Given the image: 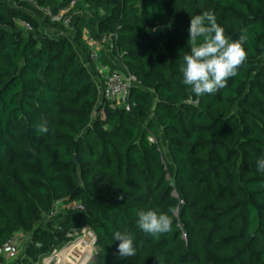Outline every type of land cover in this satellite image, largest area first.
Masks as SVG:
<instances>
[{
  "label": "trees",
  "instance_id": "16d2710c",
  "mask_svg": "<svg viewBox=\"0 0 264 264\" xmlns=\"http://www.w3.org/2000/svg\"><path fill=\"white\" fill-rule=\"evenodd\" d=\"M69 1L0 0V245L30 235L7 264H35L84 227L91 264H264V0H77L69 13L91 17L71 27L39 10ZM205 11L231 40L249 39L227 87L198 97L180 69L190 18ZM87 35L110 38L101 65L136 77L128 110L99 96L79 54L93 63ZM57 201L65 207L49 216ZM148 210L168 214L171 231L141 230ZM117 231L134 256H118Z\"/></svg>",
  "mask_w": 264,
  "mask_h": 264
},
{
  "label": "clouds",
  "instance_id": "9594fccd",
  "mask_svg": "<svg viewBox=\"0 0 264 264\" xmlns=\"http://www.w3.org/2000/svg\"><path fill=\"white\" fill-rule=\"evenodd\" d=\"M188 32L190 53L183 56L184 63L180 69L183 83L190 86L198 97L225 89L229 78L236 76L238 69L247 60L244 48L249 39L247 31L242 32L239 39L231 40L217 23L215 14L205 11L190 18ZM37 129L39 134L48 132L46 122L38 125ZM257 167L264 172V159L257 161ZM137 224L145 233L159 236L171 231L172 218L154 210L140 211ZM114 240L119 241L117 254L120 258L136 254L133 239L127 232H115Z\"/></svg>",
  "mask_w": 264,
  "mask_h": 264
},
{
  "label": "built area",
  "instance_id": "2783aa9c",
  "mask_svg": "<svg viewBox=\"0 0 264 264\" xmlns=\"http://www.w3.org/2000/svg\"><path fill=\"white\" fill-rule=\"evenodd\" d=\"M76 2L77 0H70L66 7L61 8L56 12H53L49 7H39V10L44 15H46V17L51 22L61 23L65 27H71L72 18L69 12L74 7ZM19 24L25 30H31L32 28L30 23L25 20H21ZM109 42L110 38L108 36H102L100 40L95 39L91 35L86 36V43L88 46V57L93 63L101 65L98 61L99 52L103 48V46L105 44H109ZM136 82V77L130 72H128L122 65L114 70L109 69L108 72L105 74L104 80L102 82V99L109 102L111 106H123L126 110H128V97L130 88L132 85L136 84ZM149 140L155 141V137L150 134ZM67 207L75 210L83 209V206L79 202L69 204ZM61 208H64L63 202H55L51 212L48 215L53 216ZM22 234L23 233L21 232L16 233L10 238H8L2 245H0V261L1 259L13 260L18 257L20 238Z\"/></svg>",
  "mask_w": 264,
  "mask_h": 264
},
{
  "label": "rangeland",
  "instance_id": "374dc122",
  "mask_svg": "<svg viewBox=\"0 0 264 264\" xmlns=\"http://www.w3.org/2000/svg\"><path fill=\"white\" fill-rule=\"evenodd\" d=\"M11 3L12 2L10 1V4ZM104 46L107 52L110 54V51H108V49L110 48V44H105ZM90 64L95 65L93 69L91 68V65L88 68L90 69L92 76H94L93 78L99 83V86H101L104 80V76L108 72V69L105 68V71L99 74L97 69H95V67L98 64L96 63H90ZM93 239H94V234L92 233V231L88 227H84L81 231L73 232L70 236V239L67 242H65L59 248H55L50 254L41 257L35 264H52L57 260V254L61 253L62 251L64 254L66 253L65 251L67 252L70 251L69 253L65 254L64 262H62V264H73L75 262L81 263L80 259H85L84 256L87 254L86 245H89V247L91 248V257L90 259L89 257L85 259V264H91V262L95 257V252H96V246L93 242L94 241ZM29 240H30L29 233L23 232L19 244V254H18L19 257L22 256L23 251ZM51 259H54L52 263H51ZM46 260H50V262L49 261L47 262ZM4 261L7 262L8 260H4Z\"/></svg>",
  "mask_w": 264,
  "mask_h": 264
},
{
  "label": "crops",
  "instance_id": "0c3cea01",
  "mask_svg": "<svg viewBox=\"0 0 264 264\" xmlns=\"http://www.w3.org/2000/svg\"><path fill=\"white\" fill-rule=\"evenodd\" d=\"M8 1H9V2L11 1V2H12V0H8ZM79 14H84V15H86L87 18H90V17H91L89 13H83L82 11H79V10H77V11L71 13L70 15H71V18L73 19V17H76V16L79 15ZM40 23H41V25H40L41 30H42L43 32H45L46 34L50 35L51 37H58V36L61 34V32H60L57 28L52 27V26L46 24L42 19H40ZM69 35H70V34H69ZM105 50H106V49H105ZM108 51H110V48L108 49ZM106 52H107V50H106ZM107 53H108V52H107ZM79 54H80V56H81V59H82L83 63H84L87 67H89L90 64H89V62H88L87 57H86L85 55H83L80 51H79ZM114 63H115L116 65H118L117 68L120 67V64H119L118 61L115 60ZM105 68H107V67H106V66H103V65H97V66L95 67V69H97V71H98L99 74L102 73L103 71H105ZM107 69H108V68H107ZM108 70H109V69H108ZM95 71H96V70H95ZM93 77H94V76H93ZM93 79H94V78H93ZM94 81L96 82L97 89H98V91H99V96H101V95H102V94H101V92H102V84H101V86H99V83H98L95 79H94ZM101 97H102V96H101ZM0 264H7V262L4 261L3 259H1Z\"/></svg>",
  "mask_w": 264,
  "mask_h": 264
},
{
  "label": "bare ground",
  "instance_id": "6f19581e",
  "mask_svg": "<svg viewBox=\"0 0 264 264\" xmlns=\"http://www.w3.org/2000/svg\"><path fill=\"white\" fill-rule=\"evenodd\" d=\"M92 244V243H91ZM86 248H87V254L84 256V258L85 259H87L88 257H89V259H90V257H91V248L89 247V245H86ZM66 253L65 254H67V253H69L70 251H65ZM65 254L63 253V251L61 252V253H58L57 254V260H56V263L55 264H62V262H64V258H65ZM85 259H80V261H81V263L80 262H75V263H73V264H85ZM54 259H51V263H52V261H53ZM47 262L49 261L50 262V260H46Z\"/></svg>",
  "mask_w": 264,
  "mask_h": 264
},
{
  "label": "water",
  "instance_id": "95a60500",
  "mask_svg": "<svg viewBox=\"0 0 264 264\" xmlns=\"http://www.w3.org/2000/svg\"><path fill=\"white\" fill-rule=\"evenodd\" d=\"M94 244H95V235H94Z\"/></svg>",
  "mask_w": 264,
  "mask_h": 264
}]
</instances>
